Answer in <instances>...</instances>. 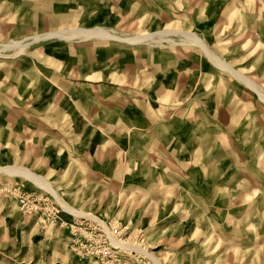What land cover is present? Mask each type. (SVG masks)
Instances as JSON below:
<instances>
[{"label":"rangeland","instance_id":"obj_1","mask_svg":"<svg viewBox=\"0 0 264 264\" xmlns=\"http://www.w3.org/2000/svg\"><path fill=\"white\" fill-rule=\"evenodd\" d=\"M170 30L264 89V0H0V167L75 212L0 172V264H264V104Z\"/></svg>","mask_w":264,"mask_h":264},{"label":"bare ground","instance_id":"obj_2","mask_svg":"<svg viewBox=\"0 0 264 264\" xmlns=\"http://www.w3.org/2000/svg\"><path fill=\"white\" fill-rule=\"evenodd\" d=\"M94 32H95V30H94ZM164 33H167L166 35H168L169 33L184 35L186 37V40H190L192 45L194 44L199 49H201V51L204 53V55H206L208 57V59L214 63L216 68H219L221 70H226V71L232 73L233 75H235L236 77H238L240 79V81L245 82L251 89H253L256 92V94L258 95V97L260 98L262 103H264V89H262L261 86L256 85L249 78H247L246 76L241 74L239 71L232 69L226 62H223L221 59H219L214 53H212L208 49V47L205 45V43L200 38H198L197 36H195L194 34H191V33H185V32L175 31V30H170V31H167ZM84 36H86V38H90V37L94 38L95 37V39H98V38L102 39L103 38V39H110V40H114V41H122L119 38L110 36L107 33L102 32V31L98 32L96 35H93L92 33L84 31V30H74L71 32H66V31H64V32H51V33H48L44 36H39V37L34 38V39H35V43H36V42L49 40V39L56 38V37L68 39L71 37H80L81 38ZM150 36L151 35H149V34H144V35L136 37V39L128 41V42H134L135 43V42L145 41L146 39L149 40L148 38H150ZM125 42H127V41H125ZM28 46L29 45L22 46L21 51L24 52V50L26 48H28ZM3 171L11 173L12 175H22L23 177L25 176L27 178H30L39 186H41V187L44 186L43 187L44 189H47L49 192H51L54 195L56 194L48 182H46L43 178L39 177L37 174H35V173H33L27 169H22V168H17V167H6V168L0 167V172H3ZM57 199L65 209H68L67 211L75 213L72 209L65 206L64 202H62L61 199H59L58 197H57ZM150 258H151L152 264H160L159 260L156 259L155 257L150 256Z\"/></svg>","mask_w":264,"mask_h":264},{"label":"built area","instance_id":"obj_3","mask_svg":"<svg viewBox=\"0 0 264 264\" xmlns=\"http://www.w3.org/2000/svg\"><path fill=\"white\" fill-rule=\"evenodd\" d=\"M19 204L22 206V207H24L25 205H26V203H27V201H26V199L25 198H23V197H21L20 199H19ZM111 231V230H110ZM112 231L113 232H111L112 233V235H111V237H116L117 235V230H115L114 228L112 229ZM112 240H115V239H112ZM113 243V242H112ZM112 247V246H111Z\"/></svg>","mask_w":264,"mask_h":264},{"label":"crops","instance_id":"obj_4","mask_svg":"<svg viewBox=\"0 0 264 264\" xmlns=\"http://www.w3.org/2000/svg\"><path fill=\"white\" fill-rule=\"evenodd\" d=\"M219 70V69H218ZM221 71V70H220ZM225 72V71H224ZM227 73V72H226ZM228 74H230V73H228ZM244 74V73H243ZM230 76H232L231 74H230ZM246 76V75H245ZM232 77H234V76H232ZM248 77V76H247ZM234 78H236L238 81H240V79H238L237 77H234ZM250 78V77H249ZM242 84H244L242 81H240ZM246 87H248L246 84H244ZM248 89L250 90V91H252L249 87H248ZM253 92V91H252ZM253 93H255V92H253ZM255 95H256V93H255ZM257 96V95H256ZM258 98V97H257ZM259 99V98H258ZM260 100V99H259ZM261 101V100H260ZM264 104V103H263Z\"/></svg>","mask_w":264,"mask_h":264}]
</instances>
